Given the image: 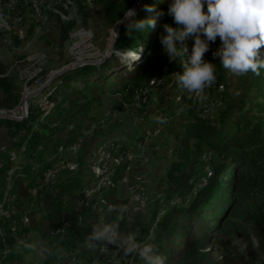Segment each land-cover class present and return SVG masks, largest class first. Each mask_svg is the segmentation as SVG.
Segmentation results:
<instances>
[{"label":"trees","instance_id":"16d2710c","mask_svg":"<svg viewBox=\"0 0 264 264\" xmlns=\"http://www.w3.org/2000/svg\"><path fill=\"white\" fill-rule=\"evenodd\" d=\"M137 1L95 0V5L104 23L114 26ZM169 2L146 0L134 19L154 15L153 6L154 11L148 10L153 3L158 5L156 10L166 11ZM164 23L176 26L164 16L147 34L133 37L127 35L125 24L121 26L114 51L142 48L134 65H130L133 60L113 54L100 64L69 70L46 93L49 108L29 105L20 120L0 119V264H23L33 255V234L42 242V264L76 250L86 257L92 250H83L85 239L92 226L100 223V212L109 207L113 210L102 222L124 227V220L113 211L122 201L116 198L115 189L127 168L122 159L130 146L123 140L114 141L117 154L113 155L116 162H122L108 174L96 175L89 166L96 141L105 138L102 141L109 142L121 126L116 121L103 124L107 111L101 110L102 93L110 89L113 78L118 79L119 88L110 89L112 110H135L138 132H142L135 139L141 145L146 144V133L155 136L150 125H160L157 135L171 157L161 182L166 187L161 204L170 207L159 218L154 213L140 227L137 240L155 243L167 258L166 264H253L255 259L264 263V70L259 76L251 72L237 76L224 69L212 55L220 44L217 39L204 55L216 63V82L201 97L188 93L176 83V73L182 71L179 61L170 60L163 51L159 36ZM74 26L73 21L56 17L46 35L55 46H63ZM187 43L190 51L193 41ZM261 53L264 56V48ZM74 83L82 87L75 88ZM206 96L216 99L213 105L203 104ZM20 101L15 77L0 61V110L13 111ZM150 114L165 117L166 123L159 124L154 118L148 121ZM71 147H76L73 155L68 152ZM209 153L211 158L205 156ZM206 164L209 176L196 189L197 171ZM104 178L108 185L97 184L85 200L91 184ZM230 219L234 220L232 228L225 224ZM51 233L57 237L50 238ZM209 233L232 235L237 244H214ZM250 236L260 240L261 247L254 250L250 246L241 255L238 241ZM206 249L219 251L220 259L212 258ZM88 261L113 262L98 252ZM137 263L138 259H132L129 264Z\"/></svg>","mask_w":264,"mask_h":264},{"label":"rangeland","instance_id":"374dc122","mask_svg":"<svg viewBox=\"0 0 264 264\" xmlns=\"http://www.w3.org/2000/svg\"><path fill=\"white\" fill-rule=\"evenodd\" d=\"M142 6L143 4L136 9V13ZM152 6L154 10L158 7V5L154 6L153 3L150 6L151 10H153ZM0 11L4 12L9 20L5 21L6 25L8 27L12 26L10 28L14 31L11 33L4 30L2 23H0V61L9 66L10 75L15 77L19 86L21 98L29 94L32 87L39 83L38 81L46 84L54 74L68 66L101 59L112 37V27L114 30L116 28V25L109 26L104 23L100 10L95 5V0H0ZM46 17L48 18L46 19ZM56 17L65 22L73 21L75 24L70 39L63 46H55V42L51 40L49 35H46ZM165 17L173 20L171 16L166 15ZM56 84L51 83L47 90L42 91L38 97L28 103V107L37 104L43 109L49 108L46 102V93ZM108 84L111 90L119 88L118 79L116 78L111 79ZM43 86H37V90ZM72 86L78 89L82 87L81 84L75 83ZM110 89H105L102 93L101 110L107 111V121L103 124L106 125L108 122L116 121L121 126L109 142H103L102 140L105 138L96 141L92 147L93 154L89 158V166L96 175L108 174L109 171L122 162L121 159L116 162L115 155H113L117 154V151L114 150V141L123 140L130 146L129 151L122 159L123 162H127V168L121 175L115 189L116 198L122 201L115 204L113 212L117 214L119 220H124V227L120 229L121 233L123 235L132 233L135 237H138L140 227L148 224L154 213L157 216L156 218H159L163 214L162 211L170 207L169 203L161 204L166 189L161 182L163 181V169L169 164L171 157L166 144L164 145L157 135L160 125L159 127L150 125L155 132V136L146 133L145 145H141L139 141H136L135 136L140 133L138 132L140 129L139 115H136L135 110L126 107L119 111L112 110L114 98ZM175 100L179 101L178 98ZM215 100L212 98L204 99L203 102L205 106H209L210 104L213 105ZM0 111V113L5 114H15L17 117L21 115L19 106L13 111ZM155 117L157 116L150 114L147 120L149 121V118L155 120ZM114 137L116 138L114 139ZM165 139L168 140L170 145L172 144L169 135H166ZM75 149L76 147H71L68 151L69 154L73 155ZM205 156L212 157L210 153L205 154ZM209 172L207 164L202 170L197 171L194 188L197 189L205 181L209 176ZM97 184L107 186L108 182L106 178L96 183L93 182L85 195V200L90 199ZM157 200L160 201L158 205H156ZM112 210L109 207L106 212H100V222L105 220ZM233 222L234 220L230 219L225 224L232 228ZM201 232L199 231V236L202 235ZM228 234L230 235L229 232ZM209 235L212 236L211 241L214 244L220 242H228L231 245L237 244L235 237L232 235L227 237L224 234L217 233H209ZM30 236L34 242L35 253L29 256L23 264H42V242L40 239L34 238V234ZM49 237L55 238L57 235L51 233ZM84 248L87 247L83 246V250ZM217 248L215 247V250ZM97 252L110 257L113 260L111 264H129L133 259L125 257L122 249L109 245L108 248L98 246L97 249L87 253L86 257H83L80 251L76 250L72 254L64 255L63 258L60 257L51 264H90L88 261L90 256ZM205 252L216 260L220 259L219 251L212 252L210 249H206ZM137 264H140L139 260ZM253 264L264 263L255 259Z\"/></svg>","mask_w":264,"mask_h":264},{"label":"clouds","instance_id":"9594fccd","mask_svg":"<svg viewBox=\"0 0 264 264\" xmlns=\"http://www.w3.org/2000/svg\"><path fill=\"white\" fill-rule=\"evenodd\" d=\"M136 15V9L126 8L123 18L115 23L125 24L129 37L147 34L164 16L172 17L176 26L162 24L159 39L169 59L179 61L182 71L176 73V83L188 93L202 96L216 82V63L205 60L204 55L217 37L220 44L212 55L219 58L218 63L224 69L237 76L249 72L259 76L264 70L261 53L264 48V0H170L166 11L155 10L154 15L145 19H134ZM189 39L193 41L190 51ZM111 40L113 45L118 41V32L113 27ZM142 51L138 46L134 49L121 47L115 54H124L129 62L139 60ZM155 120L159 124L166 123L163 116H157ZM85 245L90 250L114 245L123 250L125 257L138 259L140 264L167 262L155 243L141 242L132 233L123 235L114 222L93 225ZM250 246L259 250L261 242L255 236L240 239L237 250L243 255Z\"/></svg>","mask_w":264,"mask_h":264},{"label":"water","instance_id":"95a60500","mask_svg":"<svg viewBox=\"0 0 264 264\" xmlns=\"http://www.w3.org/2000/svg\"><path fill=\"white\" fill-rule=\"evenodd\" d=\"M146 0H138L132 8L134 9H137L138 7H140ZM124 25V24H119V25H116V28L115 30L118 32V36H119V31H120V28L121 26ZM115 54V51H114V45L112 44V40L109 41L108 43V47L106 49V52L104 53V56L99 59V60H96V61H88V62H85L83 64L81 63H75L73 64L72 66H68L67 68H64L62 70H60L59 72H57L56 74H54L50 80L48 82H46V84L38 91L36 92H33V93H29V94H26L25 96H23L21 98V101H20V104H19V108H20V117H17L13 114H0V119H4V120H10V121H15V120H20L24 117L26 111H27V107H28V103L35 99L36 97H38L42 91L46 90L49 85L59 76L63 75L64 73H66L67 71L69 70H72L74 68H77L81 65H95V64H100L102 63L103 61H105L107 58H109L111 55ZM116 55V54H115ZM117 56H125L124 54H120V55H117ZM138 60H133L131 61L130 65H134Z\"/></svg>","mask_w":264,"mask_h":264},{"label":"bare ground","instance_id":"6f19581e","mask_svg":"<svg viewBox=\"0 0 264 264\" xmlns=\"http://www.w3.org/2000/svg\"><path fill=\"white\" fill-rule=\"evenodd\" d=\"M18 1V0H17ZM35 1V0H34ZM39 2V1H38ZM18 3H20V2H18ZM22 3V2H21ZM35 3H37V2H35ZM43 5V4H42ZM46 5V4H45ZM35 6V5H34ZM32 9V8H31ZM39 9V8H38ZM37 10V9H36ZM40 10V9H39ZM46 10V9H45ZM31 11H33V10H31ZM40 12V11H39ZM43 12H45V11H43ZM4 13V12H3ZM40 16H41V14H40ZM43 16V15H42ZM44 17V16H43ZM48 17H46V19H47ZM6 20H8L7 19V17L5 16V15H1V17H0V23H2V26L4 27V30H7L8 32H14V31H12V29L10 28V27H12V26H10V27H8L7 25H6V23H5V21ZM21 20V19H20ZM32 20V19H31ZM9 21V20H8ZM8 21H7V23H8ZM38 21V20H37ZM38 22H40V21H38ZM19 23V22H18ZM8 24H10V23H8ZM13 25V24H12ZM1 26V27H2ZM22 40V39H21ZM111 40V39H110ZM109 40V41H110ZM19 41V40H18ZM10 43V42H9ZM37 75V74H36ZM41 88H39L38 90H40ZM37 90V91H38ZM25 96V95H24ZM201 97V96H200ZM0 114H5V113H0ZM25 115H26V113H25ZM98 170V169H97Z\"/></svg>","mask_w":264,"mask_h":264},{"label":"built area","instance_id":"2783aa9c","mask_svg":"<svg viewBox=\"0 0 264 264\" xmlns=\"http://www.w3.org/2000/svg\"><path fill=\"white\" fill-rule=\"evenodd\" d=\"M1 15H5L2 11H0V17H1ZM39 83H36V85L34 86V87H32V90L29 92V93H33V92H36L37 91V86H39V85H45V83L44 82H40V81H38ZM204 99H208V97L206 96V97H203V100ZM215 102V101H214ZM203 104H204V102H203ZM15 115V114H14ZM47 177H48V175H47Z\"/></svg>","mask_w":264,"mask_h":264}]
</instances>
